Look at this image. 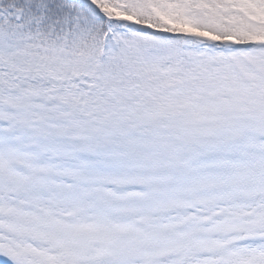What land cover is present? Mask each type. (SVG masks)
I'll use <instances>...</instances> for the list:
<instances>
[{
  "label": "snow or ice",
  "instance_id": "1",
  "mask_svg": "<svg viewBox=\"0 0 264 264\" xmlns=\"http://www.w3.org/2000/svg\"><path fill=\"white\" fill-rule=\"evenodd\" d=\"M0 264H264V0H0Z\"/></svg>",
  "mask_w": 264,
  "mask_h": 264
}]
</instances>
